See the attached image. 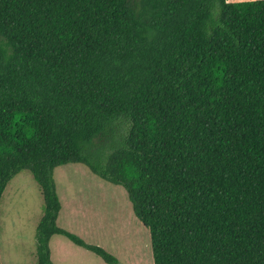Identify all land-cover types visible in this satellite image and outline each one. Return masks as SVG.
<instances>
[{
  "label": "trees",
  "instance_id": "obj_1",
  "mask_svg": "<svg viewBox=\"0 0 264 264\" xmlns=\"http://www.w3.org/2000/svg\"><path fill=\"white\" fill-rule=\"evenodd\" d=\"M127 191L154 264H264V0H0V200L29 171L38 264L54 173ZM1 264V261H0Z\"/></svg>",
  "mask_w": 264,
  "mask_h": 264
},
{
  "label": "rangeland",
  "instance_id": "obj_2",
  "mask_svg": "<svg viewBox=\"0 0 264 264\" xmlns=\"http://www.w3.org/2000/svg\"><path fill=\"white\" fill-rule=\"evenodd\" d=\"M54 177L60 228L103 248L118 264H154L150 230L136 217L125 188L101 180L82 164L59 167ZM43 214L40 187L31 172L23 171L0 200L1 264H38L36 233ZM50 250L53 264H107L64 236L52 237Z\"/></svg>",
  "mask_w": 264,
  "mask_h": 264
},
{
  "label": "crops",
  "instance_id": "obj_3",
  "mask_svg": "<svg viewBox=\"0 0 264 264\" xmlns=\"http://www.w3.org/2000/svg\"><path fill=\"white\" fill-rule=\"evenodd\" d=\"M244 1H249V0H228V2H230V3H233V2L237 3V2H244Z\"/></svg>",
  "mask_w": 264,
  "mask_h": 264
}]
</instances>
